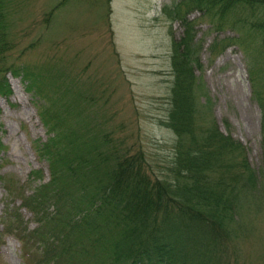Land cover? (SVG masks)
<instances>
[{
  "label": "trees",
  "instance_id": "obj_1",
  "mask_svg": "<svg viewBox=\"0 0 264 264\" xmlns=\"http://www.w3.org/2000/svg\"><path fill=\"white\" fill-rule=\"evenodd\" d=\"M3 3L0 94H12L11 71L23 77L37 98L50 136L35 141L34 148L47 162L50 178L29 193L0 172V185L7 191L0 244L6 235L17 238L25 264H233L247 219L262 209L264 199V17L245 16L264 15V0H184L164 7L181 18L184 31L172 42L173 83L168 118L161 120L176 142L171 158L157 168L144 150L120 147L108 133L85 128L83 92L76 86L66 87L48 75V85L41 87L28 67L7 63ZM192 9L207 15L217 31L239 30L215 39L210 45L214 55L237 44L251 58L253 98L262 112L263 161L258 169L243 142L222 131L213 116L212 100L196 72L202 68V40L196 21L187 16ZM5 148L0 140V152ZM2 161L0 156V171ZM43 177L39 169L30 178ZM23 208L32 215V229Z\"/></svg>",
  "mask_w": 264,
  "mask_h": 264
},
{
  "label": "rangeland",
  "instance_id": "obj_2",
  "mask_svg": "<svg viewBox=\"0 0 264 264\" xmlns=\"http://www.w3.org/2000/svg\"><path fill=\"white\" fill-rule=\"evenodd\" d=\"M182 1L3 0L1 15L8 21L10 46L6 61L28 67L38 75L41 87L48 85L49 76L66 87L76 86L83 92L85 128L108 133L120 147L144 150L152 166L160 167L173 155L176 142L173 130L161 120L167 115L173 83L172 40L184 31L181 18L163 9ZM250 13L245 16L264 17ZM187 16L196 21L197 38L202 40V68L196 72L212 100L213 116L222 131L243 142L258 169L263 161L262 112L253 98L251 58L237 44L217 55L210 49L215 39L235 36L239 30L217 31L198 9ZM8 78L12 94H0V140L6 145L0 152V172L14 177L30 193L49 181L48 164L38 156L34 142L47 141L50 133L27 82L11 71ZM39 169L43 180L31 179ZM6 198L0 185V215ZM261 208L250 222L247 219V233L236 244L237 254L232 253L233 264H264V199ZM22 211L32 229V215ZM3 239L0 264H25L21 243L12 235Z\"/></svg>",
  "mask_w": 264,
  "mask_h": 264
}]
</instances>
